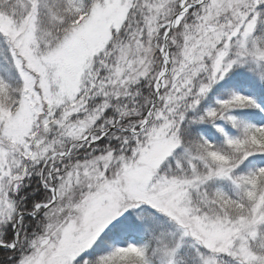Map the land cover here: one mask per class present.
I'll return each mask as SVG.
<instances>
[{
  "label": "snow or ice",
  "instance_id": "6c2138e0",
  "mask_svg": "<svg viewBox=\"0 0 264 264\" xmlns=\"http://www.w3.org/2000/svg\"><path fill=\"white\" fill-rule=\"evenodd\" d=\"M0 264H264V0H0Z\"/></svg>",
  "mask_w": 264,
  "mask_h": 264
}]
</instances>
